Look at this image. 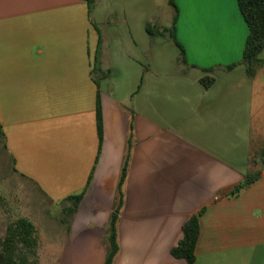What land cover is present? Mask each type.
<instances>
[{
  "label": "crops",
  "instance_id": "0c3cea01",
  "mask_svg": "<svg viewBox=\"0 0 264 264\" xmlns=\"http://www.w3.org/2000/svg\"><path fill=\"white\" fill-rule=\"evenodd\" d=\"M113 1L97 0L90 16L84 0H0V125L12 178L63 212L86 190L60 264H105L131 126L115 264H187L171 249L203 208L194 264H264V65L249 77L242 64L250 31L238 0H175L184 60L164 31L169 0L162 17L145 16L143 0ZM169 58L178 69L161 68ZM248 171L260 179L230 197ZM5 179L0 170V191Z\"/></svg>",
  "mask_w": 264,
  "mask_h": 264
},
{
  "label": "trees",
  "instance_id": "16d2710c",
  "mask_svg": "<svg viewBox=\"0 0 264 264\" xmlns=\"http://www.w3.org/2000/svg\"><path fill=\"white\" fill-rule=\"evenodd\" d=\"M84 1L89 7V15L91 16L97 0ZM238 2L250 31L242 64L246 68L247 75L249 77H254L258 73L259 69L264 65V61L261 58V54L264 51V0H238ZM169 4L174 8L175 15L172 26L170 28H165L164 31L170 34L171 39H173L176 46L181 50L184 60L185 51L183 46L178 41L176 33L179 19V8L175 0H169ZM148 32L150 35L156 36V32L150 28H148ZM235 67L236 66L233 65L228 69L232 70ZM201 82L208 88L214 82V78L206 76L201 80ZM97 122L100 143H102V111L99 102L97 106ZM5 141L6 134L3 126L0 125V142L5 143ZM133 145L134 132L133 126H131L126 158L121 171L113 211L104 234V238L108 242L105 264H115L120 252L118 225L123 207L125 205V184L129 173ZM260 157L264 159V150L260 154ZM253 162L257 163L256 159H254ZM92 175L89 178L88 185L91 183ZM260 177L261 171L246 172L243 181L231 190L229 196H238L243 190L249 188L257 182ZM85 194L86 190H84L81 194L73 195L68 198L69 201H71L72 206L66 209L65 212L70 218H73L76 214L78 206L85 197ZM0 200H2V197H0ZM205 211L206 208H203L196 214L192 215L183 225V237L179 240L177 245L171 249V255L174 258L184 259L187 264H194L196 262V248L201 233V217ZM38 243L39 241L36 226L28 218L19 217L15 221L9 222L6 227L5 236L0 238V264H37L38 262L36 257Z\"/></svg>",
  "mask_w": 264,
  "mask_h": 264
},
{
  "label": "rangeland",
  "instance_id": "374dc122",
  "mask_svg": "<svg viewBox=\"0 0 264 264\" xmlns=\"http://www.w3.org/2000/svg\"><path fill=\"white\" fill-rule=\"evenodd\" d=\"M138 3L143 4L145 16L149 11L155 12L158 10L157 12L162 17L163 14L171 10L167 0H143ZM120 4L119 0L113 1V5L119 6ZM168 52L170 56L178 54V50L172 46L169 47ZM166 67L172 68L173 70L178 69L177 66L173 65L172 59L170 58L168 60H161V68ZM175 72L173 71V73ZM254 159L258 162H250V167L253 170L261 168V158L259 155L257 154L252 160ZM12 167L13 165L7 156L4 143L0 142V170L6 175V179L4 180L6 186L0 193L7 197L5 199L0 195L2 197V200H0V238L5 236L6 227L9 222L15 221L24 215L23 213L25 212L22 208L26 204V207L29 206L33 210L31 212L29 211L30 216L28 215L26 217H31L30 221L38 227L37 237L39 243L36 257L37 264H60L63 250L71 237L70 227L74 217L70 218L66 212H63L66 204L52 205L46 203L41 205V196L33 185L27 184L32 190V193H30L19 180L12 178ZM102 246L103 249L106 246L108 250V242L105 238Z\"/></svg>",
  "mask_w": 264,
  "mask_h": 264
},
{
  "label": "built area",
  "instance_id": "2783aa9c",
  "mask_svg": "<svg viewBox=\"0 0 264 264\" xmlns=\"http://www.w3.org/2000/svg\"><path fill=\"white\" fill-rule=\"evenodd\" d=\"M223 196L221 195V194H219V195H217L216 196V199L218 200V199H220V198H222Z\"/></svg>",
  "mask_w": 264,
  "mask_h": 264
}]
</instances>
